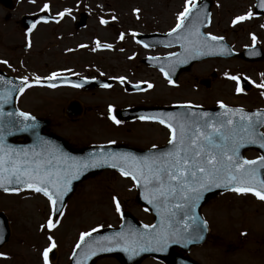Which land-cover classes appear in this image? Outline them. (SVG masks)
<instances>
[{
  "label": "rangeland",
  "instance_id": "obj_1",
  "mask_svg": "<svg viewBox=\"0 0 264 264\" xmlns=\"http://www.w3.org/2000/svg\"><path fill=\"white\" fill-rule=\"evenodd\" d=\"M62 2L63 0H32L29 6L20 2L17 4V11L37 12L47 4L48 9L62 13L67 8ZM213 2L212 25L208 33L225 35L239 50L253 44L252 36H255V43L264 51L263 17L252 14L251 19L232 24L236 17L252 13L253 0ZM68 3L73 4L75 9L86 10L92 16L86 27L74 31L68 39H55L54 47L59 48L56 54L60 57L62 51H69L70 55L66 61L62 58L52 63L54 67L68 68L80 76L96 75L94 78H100L99 75H103L113 79L123 77L127 82L147 81L152 85V88L136 95L124 96L120 88L115 86L110 91L95 90L86 95L68 90H40L38 96L41 98H22L20 105L26 110L42 107V114L47 115L44 118L51 121V132L60 135L72 146L84 147L116 139L118 142L147 148L163 145L167 141L168 133L164 129L148 123L120 126L121 130L113 127L114 129L107 131L101 126L103 123L97 121L99 117L93 111L97 112L109 103L110 106L120 104V107L140 103L213 106L219 102L245 108L264 106L260 88L254 86L264 83V60L263 63H254L255 66L238 60L206 61L182 73L174 87L165 83L161 74L140 63L141 57L155 53L156 50L141 48L132 33H148L152 30L168 32L176 25L177 15L183 11L185 0H68ZM76 4L79 5L75 7ZM101 19L108 21L107 27L100 23ZM73 23L66 21L59 25L58 30L72 31ZM14 29L17 32L14 42L21 46L23 36L18 32L19 27L14 26ZM42 31L45 30L38 28L34 34L35 40ZM121 35L123 39L120 38ZM105 45L111 47L105 48ZM40 48L41 46H36L34 52L38 54ZM168 53L171 50H161L157 54ZM229 76L251 81L250 91L237 93L236 81L228 79ZM202 81L209 82V87L201 85ZM72 98L79 101L86 110L78 120L69 119L64 113L67 100ZM104 127L110 129L107 123ZM135 194L134 185L115 172L93 176L76 187L63 215L54 220L59 223L48 231L46 221L51 210L45 197L27 190L0 193V211L9 221V240L1 248L0 264H42V253L49 246V238L55 245L56 252L54 259L48 264H68L70 251L82 233L117 226L122 212L131 213L139 221L148 224L151 216L133 203ZM113 197L120 204L119 215L115 211ZM208 205L202 213L210 223L211 232L203 246L191 251V258L199 264H264V204L251 199L247 194L230 193L223 198L214 199ZM95 264L120 262L114 258H106ZM143 264L158 263L146 260Z\"/></svg>",
  "mask_w": 264,
  "mask_h": 264
},
{
  "label": "snow or ice",
  "instance_id": "obj_2",
  "mask_svg": "<svg viewBox=\"0 0 264 264\" xmlns=\"http://www.w3.org/2000/svg\"><path fill=\"white\" fill-rule=\"evenodd\" d=\"M258 6L264 10V0H259ZM47 8L48 5L45 4L43 10ZM60 15L64 16L65 13ZM205 17L206 13L202 7H198L197 0H185L183 11L177 15L175 27L168 33L170 37L173 33L177 34L175 39L184 50L180 54L184 59L179 60V63L199 55L227 54L222 47L218 53L214 51L218 47L220 37L209 35L205 38L200 34L199 28L204 26ZM251 18L252 13L249 12L236 17L232 24ZM100 23L103 25L105 21L101 20ZM132 35L135 37L136 34ZM120 38L123 39V36ZM252 40L255 44L256 37L252 36ZM171 43L172 41L168 42L169 45ZM255 54L253 51L252 55ZM174 70L175 62L168 67V72ZM161 71L168 83L172 84L168 72H165L163 67ZM55 77L56 74L53 73L47 79L53 80ZM119 79L121 83L124 82L123 77ZM228 79L236 81V92L240 93L241 87L237 77L229 76ZM28 86L30 85L26 80L22 81L20 90ZM254 86L264 88V83ZM48 87L54 85L49 84ZM100 87L108 88L110 85L101 84ZM133 87L140 86L137 84ZM147 87L150 89L152 85L148 84ZM15 88L16 86L12 85L8 90L0 92V109L9 103L11 92ZM219 107L223 111L215 116L206 112H185L163 117H139L141 121H155L167 128L168 144L171 147L166 152L142 158L129 153H108L90 156L84 160L68 156L39 136H36L37 144L31 150L13 148L5 144V137L12 135L14 131L28 132L30 129L34 130L37 125L27 123L32 121L28 114H5L0 111V190L7 193L18 192L21 187L26 188L32 193L44 196L53 215H63L62 211L57 213V209L62 207L60 202L70 191L72 182L79 179L89 168L106 164L109 168L117 169L120 176L130 177L134 185L141 189V197L156 210L158 225L143 232H138L132 227L121 229L111 236L98 237L95 241L87 238L98 229L82 233L76 248H85L82 253L84 260L98 252L120 251L131 259L141 252L163 251L170 243L187 246L203 238L201 222L193 214L205 192L222 188L236 195L251 194L257 200L264 201V179L260 178V170L264 169V155L255 160L241 159L239 155L240 149L248 145H255L264 150V132L259 131L264 127V116L259 112L246 114L240 109L226 108L223 104ZM112 111L109 107L108 119L113 124H118L119 121L113 118ZM5 115L9 117L8 120L3 119ZM13 116L18 119H11ZM112 202L119 215L120 204L115 197ZM53 215L46 221L48 231L59 223L54 221ZM189 220L191 223L187 222ZM49 240V246L42 253L44 264H48L49 253L55 247L51 238ZM77 264H81V261H77Z\"/></svg>",
  "mask_w": 264,
  "mask_h": 264
},
{
  "label": "water",
  "instance_id": "obj_3",
  "mask_svg": "<svg viewBox=\"0 0 264 264\" xmlns=\"http://www.w3.org/2000/svg\"><path fill=\"white\" fill-rule=\"evenodd\" d=\"M210 2L208 0H202L200 3H198V7H202L204 13H206V17L204 19V26H201L199 28V32L201 35L202 34V30L203 28L206 26V24L208 23V16H209V7H210ZM259 0H255V5H254V14L256 15H264V10H262L259 6ZM173 35H175L176 37V33H173ZM173 35L170 37L169 35H167V37H160L163 39H167L168 40L170 38H173ZM204 36V35H203ZM205 37V36H204ZM206 38V37H205ZM142 40H144L145 44H148L147 38L144 37L142 38ZM174 42L176 44L180 45V42L177 41L176 39L174 40ZM211 43V42H209ZM184 50L182 49V52ZM251 50L245 51L243 54H241L240 56H243L245 53L249 52ZM181 52V53H182ZM185 56L187 55V53L184 54ZM204 56H208V55H199L196 58H189L186 60V62L184 63H179V60L184 59L183 56H181L180 54L177 55L176 57H174V61L175 62V70L168 72V65H166V67L164 68L165 72H168L169 78H173L172 75L173 74H177L178 72L181 71H187L190 67V65L198 60L199 58H202ZM159 66V65H158ZM160 67V66H159ZM161 69V67H160ZM15 93L11 92V99L9 101V103H7L8 109L12 110V113H15L16 111L14 110L13 107V96ZM2 110V109H1ZM14 110V111H13ZM221 111H223L222 109H216V110H202V109H192V108H185V107H176L174 109L169 108V109H155L153 112V115H148L145 117H151V116H157V117H163L165 115H175L178 113H185V112H191L193 114L196 113H200V112H206L209 113L213 116H215L216 114L220 113ZM246 114H251L249 112H245ZM261 114V116H264V113L259 112ZM234 119H238V117H233ZM4 120H8L9 117L6 115L3 118ZM11 119L16 120L18 119V117H11ZM257 119V118H254ZM43 121H39V120H34L32 119V121H29L27 123H35L37 125V127L33 130L30 129L28 132H17L14 131L12 135L6 136L5 137V144L12 146L13 148H18V149H28L31 150L36 144H37V140H36V136H39L42 139H46L51 145L58 147L63 153H66L68 156L70 157H74L78 160H84L89 158L90 156H101V155H106L108 153H129L134 157H138V158H142V157H146V156H152V155H156L159 154L161 152H166L170 149V145L168 144L167 146L163 147V148H159V149H152V150H148V151H137V150H131L129 148H121L120 146H102V147H91V148H86L80 151H73L71 149H69L64 142H62L60 139L58 138H54L47 136V138H45L44 136L41 135L40 132H37L36 130H38L39 125H42L41 123ZM44 123V122H43ZM42 128V127H41ZM33 132L35 133V135H33ZM15 137H25L28 139L27 143H19V144H15L12 142V139ZM247 148H256L258 150H260L262 152V154L264 155V150L257 148L255 145H248L245 146L244 148L240 149L239 155L241 157V159H243L242 157V152L247 149ZM104 168H108V169H113V170H117L115 168H109L106 164L100 166V167H95V168H89L88 170H86L77 180H74L70 186V191L65 195L63 201L60 202L61 206L63 207L64 204L66 203L67 199L69 198L71 192L74 189V186L77 182H79L84 176L92 174V173H96V172H100L102 171ZM118 171V170H117ZM263 175H264V169L260 170V178L263 179ZM16 187V186H13ZM137 188V187H136ZM20 189H24L23 187H21ZM2 192H4L3 190H0ZM226 190L222 189V188H213L210 191H207L203 194L201 200L199 201V203L197 204L195 213L193 214L195 217H199L198 211L200 206L206 201L208 200L212 195L218 194V193H222ZM141 189L137 188V195L134 199L135 204L138 205H142L144 207H146L153 215H154V225L152 226H145L139 222L136 221V219L130 215V214H123L121 216V225L119 228L117 229H104L95 233H92L91 237L87 238V240H91V241H95L98 237H104V236H111L113 233L115 232H119L121 231V229H125L127 230L129 227H132L134 229H136L138 232H143L145 230H150L153 226H157L158 225V220L159 218L157 217L156 214V210L152 207L151 204H148L145 202V200L141 197ZM61 208L57 209V213H59L61 211ZM57 215V214H56ZM179 219V216L177 217ZM199 219V218H198ZM200 220V219H199ZM188 223H191V220L187 221ZM144 226V227H142ZM191 231V229H189ZM201 234H202V239L194 242V243H190L187 246H182L181 244H168V246L163 250V251H151V252H141L139 255L137 256H133L131 259H129L128 255H126L123 252L120 251H112V252H98L95 256H91L90 258H88L86 261L84 260V257L82 255V253L85 251V248L82 247L80 249H77L74 251L73 257H72V261L70 264H77V261H81V264H93V262L99 258V257H103V256H107V255H118L120 260L124 263V264H138V261L144 257V256H157L158 258L164 260L166 262V264H181L179 261V258L176 254L172 253V249L174 247H179L181 249H186L188 247H190L191 245H199L203 242L205 235H206V228L201 226ZM8 237V232H7V226H6V220L5 218L2 216V214H0V246L3 242H5L7 240ZM87 240L85 242V246L87 244ZM3 241V242H2Z\"/></svg>",
  "mask_w": 264,
  "mask_h": 264
},
{
  "label": "flooded vegetation",
  "instance_id": "obj_4",
  "mask_svg": "<svg viewBox=\"0 0 264 264\" xmlns=\"http://www.w3.org/2000/svg\"><path fill=\"white\" fill-rule=\"evenodd\" d=\"M11 4L7 7L0 5V77L5 78V76L10 77H17L27 81V84L30 85L26 87L24 92L22 93V97L24 99H37L41 98L39 93L40 90L47 91V92H54L62 89H66L72 92H79L86 94H91L95 90L93 89L88 91H79L71 88H62V87H48L45 83L49 81L47 78L51 76L53 73L56 74V77H60L62 75H73L72 72L63 73L64 68H57L52 65V63L58 61L61 56L59 57L56 54V48L54 47L55 39L63 37V31L58 30V22H59V15L52 13L50 16L54 18L53 21H47V23L42 24L44 29H50V31H45L41 36L34 41V44H26L24 46H18L16 42H14V37L17 32L14 29V26L19 27L18 32L23 34V29H21L20 19L22 14L17 13L16 5L20 2H23L24 5L28 6L31 0H10ZM71 19L75 21L80 18V15L77 14H65ZM88 16H86L87 21ZM86 23V22H85ZM85 25V24H84ZM26 35V33L24 32ZM50 38L47 41L46 38ZM36 46H41L39 49L38 54L34 52ZM21 59L19 64H15V61ZM42 64V65H41ZM68 70V68H65ZM74 76V75H73ZM55 77V78H56ZM20 96V97H21ZM19 97V98H20ZM22 97L19 99L17 98L18 103L22 102ZM36 97V98H33ZM75 100L74 98L68 99ZM66 102V103H67ZM40 108H33L26 110L24 108H19L21 111L30 114L34 117L44 118L47 115H43L44 110ZM86 110L84 107H81V113L84 114ZM96 112V111H93ZM51 129V126L49 130ZM44 132H51L47 129ZM52 133V132H51ZM69 143V142H68ZM71 145V144H70ZM72 146V145H71ZM73 148H78L74 147ZM254 153V152H252ZM160 264V263H159Z\"/></svg>",
  "mask_w": 264,
  "mask_h": 264
}]
</instances>
